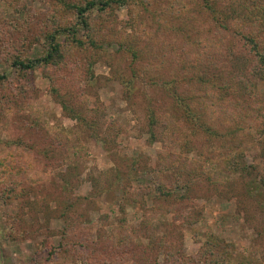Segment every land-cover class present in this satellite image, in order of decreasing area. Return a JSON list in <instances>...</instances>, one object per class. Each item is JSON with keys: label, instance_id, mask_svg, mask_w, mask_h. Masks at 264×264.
<instances>
[{"label": "rangeland", "instance_id": "374dc122", "mask_svg": "<svg viewBox=\"0 0 264 264\" xmlns=\"http://www.w3.org/2000/svg\"><path fill=\"white\" fill-rule=\"evenodd\" d=\"M88 1L0 0V264H187L212 245L264 264V78L240 38L264 48L259 1L210 0L227 31L203 0H125L76 28ZM54 32L61 59L10 66Z\"/></svg>", "mask_w": 264, "mask_h": 264}, {"label": "trees", "instance_id": "16d2710c", "mask_svg": "<svg viewBox=\"0 0 264 264\" xmlns=\"http://www.w3.org/2000/svg\"><path fill=\"white\" fill-rule=\"evenodd\" d=\"M241 1H245V0H241ZM253 0H248L244 2V10L247 13V8L246 6L252 3ZM258 3H260V5H255L256 8L259 9L258 12H254L255 14H257V17H261L262 23L264 24V0H256ZM125 0H107V1H98V0H91L88 1L84 6L81 5H77V4H70L71 8L73 9L75 15L78 18V24L76 25V28L79 26L81 28H88V21H87V17L86 14L91 11L92 9H98L101 11L106 10L108 7H110V5L112 3L114 4H120V3H124ZM210 2V0H203L204 4V8L203 9H209L210 11V15L212 17L213 20H215L221 28H223L225 31L228 30V28L226 26H224L222 24V21H225L227 18V14L226 12H224L225 15H223L222 11L219 8H214L212 6H210L208 3ZM249 2V3H248ZM226 4H230L227 5L228 7L223 6V8L225 10H230L229 6H233L232 2H227ZM239 4L243 5V2H239ZM69 6V5H68ZM223 9V10H224ZM230 13V12H229ZM226 16V17H225ZM246 17H248V15H246ZM221 18V20H220ZM81 25V26H80ZM83 26V27H82ZM83 28V29H84ZM63 33H67L69 36H74L75 35V29L72 28H64L60 30ZM58 32H54L53 34H51L49 36V40H48V50L45 56L41 57V58H37V59H30V60H22L21 58L17 57L14 58L13 62L11 63V67L16 68V69H20V70H33L39 66L42 65H52L55 62H57V59H61L62 58V47L61 44L58 41ZM241 40L243 41V43H245L248 47H249V55L253 54L254 58H255V64L254 66H252V69L249 70L248 69V74L252 77H262L264 78V48L262 46V44H260V41L258 40V38L253 35V34H245V35H240ZM76 39V38H73ZM75 42L78 45H81L79 40H75ZM246 73V72H245ZM247 76V75H246ZM6 75L5 74H0V81H3L6 79ZM202 79V78H201ZM247 79L249 80L250 77L247 76ZM200 80V79H198ZM176 82H181V80L179 81H166L163 82V84H159L160 87L164 86L169 92V96L170 99L173 102V105L175 104V109L177 108L180 112H181V108L182 106H184L183 104V96L181 95V93L178 92V90L175 87ZM206 84L211 85L212 81L211 80H205ZM161 186L157 187V192L155 194V198L158 199V201L161 200H169V199H173L176 200L177 202H181V196L176 197L177 194L173 193V191L169 190L168 188H165L164 186H162L163 184H160ZM194 186V181L191 179V177H189L188 180H184V189L187 190V192H191V188ZM167 197V199H166ZM184 199V198H182ZM151 229H148V233H153L156 229L155 224L156 223H152ZM159 226V225H158ZM152 239V238H151ZM171 249V248H170ZM203 253L200 255L201 259H196V260H188L185 261L187 264H198L199 262H202L203 260L205 262H202V264H240L239 262L235 261V259L231 258L230 255H226V252H221L220 248L218 246H214L212 245L210 248L206 247L204 250H202ZM166 257L171 255V250L165 252ZM176 254H174L175 256ZM172 257V256H171ZM186 257L181 253V264H184V259ZM154 259V258H153ZM179 261L180 258L178 257ZM232 259V260H231ZM207 260V261H206ZM149 261V259H146L144 261V264H146V262ZM151 264V263H148ZM153 264H158V261L155 259V261L153 262ZM178 264H180V262H178Z\"/></svg>", "mask_w": 264, "mask_h": 264}]
</instances>
